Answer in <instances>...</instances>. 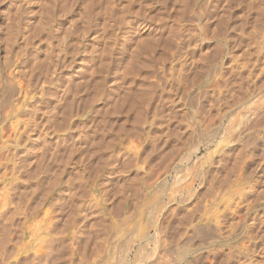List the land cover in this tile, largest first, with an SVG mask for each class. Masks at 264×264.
<instances>
[{
  "label": "rangeland",
  "instance_id": "obj_1",
  "mask_svg": "<svg viewBox=\"0 0 264 264\" xmlns=\"http://www.w3.org/2000/svg\"><path fill=\"white\" fill-rule=\"evenodd\" d=\"M46 6L50 11L44 9ZM44 10L49 13L42 20ZM8 35L14 41L18 62L16 76L27 86L24 100L28 105H24V114L18 122L5 128L3 141L8 143L0 150L4 154L0 156V196L11 191L9 194L16 199L14 206L18 201V208L6 206L8 227L20 222L31 202L38 203L35 206L39 210L48 209L56 229L49 250L39 253V258L29 257L27 262L18 264H95L110 245H120L117 235L122 231L126 207L137 192L154 179L158 170L169 169L171 157L188 139L185 130L204 120L207 112L218 103L223 107L224 101H230V96L238 93L244 84L256 81L264 92V0H0V80H6V87H13L14 81L7 76L5 45ZM169 38H175V44L168 52L164 46ZM209 59L214 60L210 61L213 70L206 76L201 73V78L199 68ZM164 61L171 68L174 66L176 76H188L185 82L191 84L193 92L189 103H180L172 91L166 92L172 77L163 72ZM212 77L218 81L225 79L221 81L223 85L219 81L221 86H216L217 81ZM155 92H161L164 98L170 94L160 110L145 104L146 97ZM262 94L257 109L259 115L244 120L250 128L242 135L237 134V125L225 137L219 133L215 144L210 146L213 150L207 149L213 153L204 164L203 173L208 170L213 177L217 175V168L229 167L238 160L237 155L245 150L241 149L245 148V141L257 137L253 141L256 150L250 153L245 165L242 164L239 179H243L240 185L244 193L241 194L246 197L235 204L234 214L224 212L226 209L222 206L221 213L227 214L222 213L221 218L211 224H215V229L209 226L215 231L212 235L217 243L215 247L210 250L211 246L205 239L201 240L197 232L195 237L190 216L187 219L196 196L208 186L199 178L186 191L176 193L174 201L168 197L163 199V212L158 221L164 224L163 232L167 237L163 235L159 248L153 246V242L142 240L141 249L143 247L150 255L147 253L148 259H136L133 252L130 264H138L136 261L149 264L156 260L155 253L158 258L160 255L161 259L169 258L173 264H225L224 261L227 264H264ZM60 116H65L70 123L65 125ZM142 117L147 119L144 128L139 126ZM96 139L110 141L107 158L112 156L110 160L105 158L110 165L98 170L96 164L104 160L92 157L91 143ZM152 140L158 142L159 154L152 161H144L142 152H150L147 143ZM134 145L141 154L138 158V154L133 155ZM74 150L78 158L73 157ZM205 154L206 147L202 146L192 157L203 158ZM88 160L96 163L95 166ZM93 187L99 188L100 194L96 196ZM201 221L199 223L203 224ZM153 233L151 228L150 235ZM191 236L195 237L193 241L188 240ZM186 238L191 241L187 243L194 242V249H191L195 253L191 251L182 258L177 250L183 241L186 243ZM206 239L209 241V236ZM236 239L245 246L242 254L239 252L241 262L234 259L235 253L231 254L235 251ZM195 240L205 245L202 243L196 248L198 242ZM115 241L117 243H112ZM177 241L182 243L178 247L171 246L178 244ZM154 248H158L157 251ZM138 249L140 245L135 251ZM73 250L76 254L71 258Z\"/></svg>",
  "mask_w": 264,
  "mask_h": 264
},
{
  "label": "bare ground",
  "instance_id": "obj_2",
  "mask_svg": "<svg viewBox=\"0 0 264 264\" xmlns=\"http://www.w3.org/2000/svg\"><path fill=\"white\" fill-rule=\"evenodd\" d=\"M50 7H52V6H50ZM46 8H48V7L46 6L44 9H46ZM48 9L50 11V8H48ZM44 12H46V11L44 10ZM47 12H48V10H47ZM47 12L45 13V16H42V14H41L40 19L45 20L47 18ZM12 39L13 38L12 37L10 38V36L8 35L7 36L6 45H5L6 60H7V64H8V75L7 76H8L9 80H13L14 81L13 83H14V86L16 88H13L14 86L13 87H6V85H5L6 80L4 82L0 80V82H2L1 85H0V150H1V148L3 146H5L8 143V142L6 143L5 140L3 141L4 135H5L6 126H11V124L14 121L18 122V119H20V116H22V114H24V111H25L24 105H26L25 104V100H24V97H25L24 94H26L25 88L27 86L25 87L24 83L21 84V82H20L21 80L19 79L20 76L19 77L16 76L18 62H17V59L15 57V51H14V45H13L14 41H12ZM174 39L175 38H171V39L169 38V40H167V42H166V45L164 46V49L166 48L167 51L168 50L171 51L172 50L171 47L174 46V44H175L174 43L175 42ZM166 49H165V51H166ZM101 53H103V52H101ZM210 61H214V60H210L209 59V61L203 63V65H201L202 67L199 68V72L200 73H198V74L200 75V77H201V73H203L204 76H206V75H208L210 73V71L213 70V66L214 65L212 66ZM103 65H104V63H103ZM23 67H24V65H23ZM173 69H175L174 66L171 68L168 65V62H165L163 64V66H162L163 72L165 74L168 73L170 75V77H172L171 78L172 79V84H168L169 88H168V91H166V92L169 93V92L172 91L173 94L172 93L171 94L175 95L176 98H177L176 100L180 101V103L181 102L184 103L185 101L188 102L193 97L192 96L193 92H191L192 90H190L191 89V86H190L191 84H186V82H185V79H186L187 75H185V76L184 75L176 76L177 73H176V75L174 74L175 73L174 71H176V70H173ZM20 70L23 73L25 72L23 70V68L20 69ZM20 70H19V72H20ZM23 73H22V75H23ZM26 73H27V71H26ZM186 74L189 75V73H186ZM166 77H167V75H166ZM22 78L24 79V77H22ZM201 78L198 77V79H201ZM214 80L217 81L214 84L215 85L217 84L219 86L220 85L219 81L221 82V81H223L225 79H223V80L221 79V80L218 81V79L215 78ZM98 81H99V79H98ZM211 81L215 82L213 80H211ZM25 83H27V82H25ZM169 83H170V81H169ZM222 85H223V83H222ZM211 87H212V85H211ZM261 88H260L259 83L257 84L256 81L249 82L246 85L244 84V86L242 88H239L240 90H239L238 93H235V95L233 94L232 97L230 96V98H229L230 101L229 100H227L226 102L224 101L223 107L221 106V104L218 103L216 105V107L215 106L213 107L214 109H211V111L207 112V116H204L205 118H203L204 120L198 121L197 124L195 126H193L192 129H190L188 131L185 130L188 139H187L186 143L184 144V146L181 149H179L178 152L175 153V155H173L171 157L172 159L170 160L171 162H170L169 167H168L169 169H167L166 165H165L164 166L166 168L165 171H161L160 172L158 170L159 173L156 172L157 174L155 175L154 179L147 183L146 188H143V189L141 188L142 191H140V192L138 191L137 194L135 195V198L132 201V203H130V205H128L129 207H126L127 209H126V211L124 213V216H123V219H122V223H121V226H123L122 227V231H120L121 234L117 233V234L120 235V236L117 235V237H119V238L117 239V237H116V239H117L118 243H120V245L118 244V245L113 246V247L110 245L112 248H110V246H109V249L104 250L102 253L100 252L101 255L99 256V259L96 260L95 264H130V263H132V261L130 260V256H131V254L133 252L136 253V256H135L136 259L137 258L138 259L139 258H141V259L142 258H147L148 259L147 256H149L150 254L147 252L149 254V255H147V253L143 250V247L141 249V245L143 246V242L144 241H146V242L150 241L151 243L153 242L152 245L154 244L153 246L158 247V248H159V246H158L159 243L162 244L163 235H164L162 225L164 226V224H161V221L159 223L158 218H159L160 213H161L162 208H163V199L165 197H168L171 200L173 199V201H174L175 200L174 196L176 195V193L179 194L181 191H186V189L190 188L194 184V182L197 179H199V178H201V181H204L205 183H207L208 186L206 187V185H205V188L201 192L198 193V195L196 196V201L193 202V205L190 203L192 206L188 210L187 219H188V216H190V223H191L192 231L195 233L193 235L195 236V235L199 234L198 236H200L201 240L205 239V243H207L209 247L211 246L210 250H212V248L215 247L214 245L217 244V243L215 241V237L212 236L213 234H215V231L213 232V230H212L215 224L214 225H211V224L213 222L215 223L217 221V219H219L220 215L223 213V212L221 213V209H222L221 207L222 206L226 209V211L223 210L224 212L229 211V213L234 214V213H236V212H234L235 211L234 207H236L235 204L237 205V202L241 201V199H243V197H246V196L242 195L244 192L241 191L242 188H241L240 184H241V181L243 179L242 178H241L242 180H239V179H240V177L242 175V164L245 165L246 159H249L248 157L251 156L250 153L252 154L256 150V144L253 141H256L255 138H257V137H255V138L250 137L249 138L247 136V138H249L250 140L252 138L253 140H251V141L249 140V142L247 141V143L245 141L243 143V144H245V145H243V146H245V148H241V149H245V150L243 151L242 154L237 155L238 158L237 157L236 158L238 160H234L233 163L229 167H226V166H223V165H222L223 167L221 166V168L220 167L219 168L214 167V169L217 168V171H216L217 175L211 177L210 176L211 172L209 173L208 170L203 173L204 167H205L204 164L207 163L208 160L211 159L210 156H211V153H213L212 152L213 149L210 148V146L212 144H215L214 143L215 139L217 138L219 133H221V135L223 137H225L226 134L231 133V131H234L235 129H238L236 131L237 134H241L242 135V134H244L246 132V130H248L250 128L251 125L249 126L247 124V122H245L244 120H246L249 117H251V115L253 117L256 114L259 115V113H257V109H258V107H260V99H261V97H263L262 93H264L263 90L262 91L260 90ZM213 90H216V89H213ZM195 91L197 92V90H195ZM39 93H41V92L39 91ZM45 94H46V92H45ZM147 94H149V92ZM166 94L167 93H165V95ZM51 95H52V93H51ZM167 95L165 96V98H168ZM141 96H142V94H141ZM146 98L147 99H146V103L145 104H146L147 107L150 106V105L151 106L153 105V107L154 106L156 108L158 107L159 110L164 107V101H165L164 99L165 98H164V96H163V94L161 92L151 93ZM188 98H190V99L188 100ZM142 99H144V97ZM142 99H140V100H142ZM90 100L93 101V99H90ZM176 100H174V101H176ZM5 101H6V103H5ZM80 103H78V104H80ZM88 104H90V103H88ZM67 106H68V104H67ZM34 108H36V107H34ZM69 109H71V106H70ZM62 110H63V108H62ZM75 110H77V109H75ZM153 111H154V108H153ZM146 112H149V111H146ZM73 116H74V114H73ZM63 117L64 118H62V116H60V118L64 119L63 123L65 125L69 124L70 122L68 121V119L65 116H63ZM27 119H28V117H27ZM141 119L142 120H141L139 126H140V128H144L145 121H147V119L145 117L144 118L142 117ZM21 121H22V119H21ZM47 122L48 121H46V123ZM80 122H78V123H80ZM26 123H28V122H26ZM29 124L31 125L30 122L28 123V125ZM220 125H222L221 129H220ZM236 125L238 126V128H235V127H237ZM254 126H256V125H254ZM57 127H58V124H57ZM13 128H14V126H12L10 128V131H12ZM44 128H45V126H44ZM48 128H49V126H48ZM78 128H80V127H78ZM189 128H190V126H189ZM60 129H62V128H60ZM16 131L17 130H15V132ZM250 131L248 133H251ZM151 132H153V131H151ZM185 132H183V134ZM22 134H23V132H22ZM251 135H252V133H251ZM15 136H17V133H15ZM20 136L22 137L23 135H20ZM152 136H155V135L152 134ZM147 137H150V136L147 135ZM229 137L230 136H228V138ZM147 139H151V138H147ZM245 139H246V137H245ZM223 140L224 139H222V141ZM216 142L218 144L217 140H216ZM91 144H92L91 145V150H92L91 154L93 155L92 157L96 158L97 160L98 159L99 160H104V161H101L102 162L101 164L94 163V164H96L97 170L106 168V166H108V164L110 165L111 162H109L108 160H110V158H112V156L110 155L111 157L109 156L110 158L109 157H108L109 159L107 158V156L109 155V154L107 155V151L109 150L110 145H111L110 141L109 140L106 141V140H100V139L98 140V139H96ZM202 146L206 147V154L202 155L203 158H200V157L193 158L192 156L198 154L200 152V148ZM147 147H149L148 149L150 150V152L146 148L147 152H145L143 150L142 153H144V156H141V158L144 161H152L153 159H155L157 157V154H159L158 153L159 151L157 152V149L160 148L159 144H158V142L156 140H154V141L152 140V141H149V143H147ZM208 148H210L212 150H210V149L207 150ZM133 149H134L133 150V152H134L133 155L138 154L136 156L138 158L139 155H141V154H139L140 153L139 152V148L136 145H134ZM72 154H73L74 158H78L77 153H76L75 150L72 152ZM1 155L3 156L4 154L0 153V156ZM89 157H90V155H89ZM105 158H107L108 160L105 159ZM190 158H192V159L189 160ZM142 160H139V161L141 162ZM88 162L90 164H93V162L91 163L90 160H88ZM134 163H136V162H134ZM147 164H149V163H147ZM137 168H138V166H137ZM207 174L211 177L210 180H209V178H207ZM245 176L246 175H244V177ZM88 177H89V175H88ZM206 179H208V180H206ZM142 187H144V186H142ZM244 190H245V187H244ZM92 191H93V193L96 196L98 194H100V192H101V190L99 188H97V187H93ZM7 192H9V191H7ZM241 192H243V193L241 194ZM9 193L7 194V193L3 192V194H5V196H3V197L0 196V264H18L20 262H24L25 263V262L28 261L29 257H34L35 256V258H37L39 253H42V252L47 251V250L50 249V244L54 241L53 235H54L55 230H56L55 227H54L55 224H54L53 218L50 215L48 209L39 210L35 206L38 203L34 205V203L30 202V204L28 203L29 204L28 205L29 208H27L28 212H27L26 215H23V217L21 218L20 222L17 225L13 226V227H11L12 225L11 226L9 225V227H8V222H7V215L8 214L7 213H8L9 210L6 209V206L9 205L12 208H14L16 206L18 208V206H17L18 205V201L16 203L17 205L15 204V206H14L13 203L16 202V199H14L13 196H11ZM36 195H37V193H36ZM245 195H247V194H245ZM29 196H28V198H29ZM21 197H24V196H21ZM42 198H44V197H42ZM44 200H45V198H44ZM193 200H195V199L193 198ZM242 203H243V201L240 202V204H242ZM10 204H12V206ZM39 205H40V203H39ZM237 208L239 209L240 207H237ZM223 214L225 215L227 213H223ZM224 217H226V216H224ZM201 220L203 221V224L199 223V221H201ZM222 221H224V219ZM209 226H213V227H209ZM219 226H221V225H219ZM151 228L154 229V233L150 235V229ZM217 228L221 229V227H217ZM214 229H215V227H214ZM166 230H167V226H166ZM192 231L190 233H192ZM187 232H189V231H187ZM196 232H197V234H196ZM190 233H188V234H190ZM229 233L231 234V232H229ZM70 236H72V234H70ZM208 236H209V241L210 242L209 241L206 242V240H208V239H206ZM164 237H165V235H164ZM166 237H167V235H166ZM189 237H190V235H189ZM218 237H219V235H218ZM244 237H245V235H244ZM194 238H192V236H191V238L188 239V240L192 239L191 241H193ZM229 239H230V237H229ZM241 239H243V238H241ZM142 240H144V241H142ZM169 240H171V239H169ZM169 240H167V241H169ZM188 240L186 238L185 242L188 241ZM201 240L200 241H196L195 240L196 241L195 243L198 242L197 245L194 244L196 246V248H199L202 245V243L205 245V243L201 242ZM244 240H245V238H244ZM191 241H188V242H191ZM243 241H241V242H243ZM164 242L166 243V241H164ZM170 242H173V241H170ZM236 242H237V239H236ZM112 243H117V242L115 241V242H112ZM193 243L194 242H192V244ZM180 244L178 242V244L175 243V244H172L171 246H177L178 247V245H180ZM192 244H189L187 242L184 243V241H183V244H181V246H179L180 249L178 248V250H177V252H179L178 253L179 257H182V256L184 257L185 255L187 256L188 253L191 254L190 252L193 251V249H194ZM234 244L236 245L234 250L237 251V252L232 250L233 252H231V254L233 253V255H234V253H235V258L234 259H238L239 260V258H240L239 257V252L241 253L243 247L245 248V246H244V243H243V245L241 243H238V242H237V244L236 243H234ZM139 245H140V250L138 249V250L135 251L136 246H138V248H139ZM166 246H169V243H167ZM212 246H214V247H212ZM191 247L193 249H191ZM158 248H154V249L156 250ZM170 248L171 249L173 248V250H174V247H170ZM206 248H207V246H206ZM208 248H207V250H208ZM230 249L231 248L229 247L228 251ZM154 253H155V251H154ZM74 254H76V252L74 253V250H73L71 252V258H72V256ZM155 254H156L157 258H154V259H156V260H153V261H149L148 260L149 264H173L172 262H169V260H168L169 258L167 259L168 261L166 259H164L165 257L162 258L163 259L162 260L161 259V255L158 258L157 253H155ZM168 256H170V255H168ZM172 258H173V256H172ZM231 258L232 257H230V259ZM186 260H188V259H186ZM172 261L174 262L175 260H172ZM180 261H181V258H180ZM239 261L241 262V260H239ZM175 262H177V261H175ZM136 263L140 264L141 261H140V263L136 261ZM224 263L227 264L225 261H224ZM133 264H135V263H133Z\"/></svg>",
  "mask_w": 264,
  "mask_h": 264
}]
</instances>
